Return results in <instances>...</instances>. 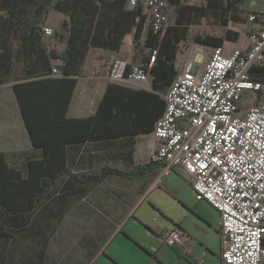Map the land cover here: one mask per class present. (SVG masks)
Here are the masks:
<instances>
[{"label": "trees", "instance_id": "obj_1", "mask_svg": "<svg viewBox=\"0 0 264 264\" xmlns=\"http://www.w3.org/2000/svg\"><path fill=\"white\" fill-rule=\"evenodd\" d=\"M168 2L172 8L171 21L164 31L154 32L148 26L144 11L127 8L124 0H0V83L17 80L12 87L31 143L43 150L41 159L28 161L27 175L20 167L9 164L5 153L0 152V242L15 238L18 230L13 229L12 220L36 212L61 175L95 183L109 174L132 178L161 164L150 160L131 170L106 165L99 174L81 179L67 167L65 147L73 142L128 136L138 130L152 131L164 109L161 95L176 76L178 44L188 32L194 42L209 47L236 41L240 32L228 26L239 25L249 12L241 7L246 0ZM50 9L69 18L61 50L51 48L41 32ZM203 18H211L226 27L224 34L216 36L205 30L189 29ZM128 34H132V39L126 58L127 70L137 60L147 65L151 50H157L150 67L152 92L108 83L94 114L68 117L79 66L89 50L92 49L93 74L107 78L114 60L99 49L118 50ZM52 66L61 75L50 76ZM258 69L252 78L264 83V69L257 74ZM139 92L145 98L137 96ZM144 114L150 115V125ZM1 246L4 245H0V264H6L9 261L4 258Z\"/></svg>", "mask_w": 264, "mask_h": 264}, {"label": "built area", "instance_id": "obj_2", "mask_svg": "<svg viewBox=\"0 0 264 264\" xmlns=\"http://www.w3.org/2000/svg\"><path fill=\"white\" fill-rule=\"evenodd\" d=\"M193 2V0H190ZM127 8H141L148 26L164 31L171 21L168 0H124ZM244 47H209L200 65L190 54L175 61L176 76L162 94L164 109L151 131L150 160L177 169L190 184L194 198L219 215L222 264H264V101L240 109L244 96L264 91L252 78L264 65V11H250ZM43 37L52 27H41ZM113 59L109 83L151 90L150 67ZM61 75L52 66L50 76ZM188 239L179 227L165 231L162 241L175 247ZM184 255L198 258L189 250Z\"/></svg>", "mask_w": 264, "mask_h": 264}, {"label": "crops", "instance_id": "obj_3", "mask_svg": "<svg viewBox=\"0 0 264 264\" xmlns=\"http://www.w3.org/2000/svg\"><path fill=\"white\" fill-rule=\"evenodd\" d=\"M245 3L241 7L249 12L264 11V2H253L254 8L245 6ZM51 12L56 15L52 23ZM67 18L66 14L50 9L44 25L56 26L58 19L67 20ZM240 24L243 25L244 30H239V38L236 41L224 42L225 47L246 45L247 32L251 25L245 18ZM50 47L57 49L55 43H51ZM99 50L111 59L123 58V44L118 50ZM128 50L129 44L125 51V60ZM90 63L91 58L89 66ZM258 68L260 69L257 70V74L264 69V65ZM16 81L8 80L0 83V152L5 153L9 164L20 167L24 175H27L28 161L41 159L43 150L31 143L12 87ZM108 83L106 77H98L94 74L77 76L67 116L76 118L94 114ZM130 88L134 91L143 89ZM136 95L145 98L140 92ZM260 101H264V91L256 96H244L239 106L241 111H245L250 104ZM143 112L145 113V110ZM143 117L150 125V115L144 114ZM140 131L118 138L69 143L65 147L67 167L72 175L82 179L89 174H99L106 165L120 170H131L137 164L147 163L150 161L151 131ZM172 172L183 177L179 170L166 169L163 164L132 178L109 174L104 180L95 183L83 182L69 175L59 176L55 186L50 189L36 212L12 220L13 229L18 231L13 240L10 238L0 242V245H4V258L13 263L34 264L44 261L45 256L54 252L56 261L93 264L97 257L104 254L111 240L123 232V250L130 252V255L135 254L139 258L146 259L147 262L161 259L164 263L170 264L169 256L166 255L170 247L174 251L173 264L201 263L210 252L207 248L205 226L197 232L186 231L188 239L175 247L167 246L162 241L165 231L173 227H182L168 217H165L164 222L159 221L158 219L161 218L155 214V208L152 206L154 191L159 188L162 179ZM214 212L217 217L214 234L221 251L217 227L219 215L216 210ZM199 220L201 224L208 223L201 218ZM19 236L26 240L21 243L17 240ZM187 250L198 259L193 260L189 256L190 259L184 258L187 256L184 255ZM220 264H222L221 258Z\"/></svg>", "mask_w": 264, "mask_h": 264}, {"label": "rangeland", "instance_id": "obj_4", "mask_svg": "<svg viewBox=\"0 0 264 264\" xmlns=\"http://www.w3.org/2000/svg\"><path fill=\"white\" fill-rule=\"evenodd\" d=\"M198 1L199 0H193V2ZM255 1L257 3L264 2V0H246L245 6L254 8L255 3L253 4V2ZM50 17L52 23V20L56 18L55 13L51 12ZM68 21L69 18H67V20L58 19L56 26L48 24L54 30V33L51 37H44L49 46L51 43H55L58 50L63 47L67 35ZM228 27L238 31L244 30L242 24L236 26L229 25ZM189 29L193 32H201L205 30L209 34L220 36L224 34L226 27L220 26L211 18H203L199 21L198 24L191 25ZM131 39L132 34L126 35L124 39L123 58H125V51ZM225 45L228 46V44ZM209 50L210 49L208 46H204L194 42L191 38L190 33L188 32L185 39L178 44L176 61L178 63V61L184 60V58L190 54L201 65L208 56ZM91 55L92 49L89 50L85 61L79 66V77L89 76L93 74V67L89 66ZM152 199L154 200V203L152 204V206L155 208L154 212L158 217L161 218L158 219L159 221L164 222L166 220L165 217H168L171 220H174V222L181 224L182 227L180 228L184 230L185 233H187L188 230L197 232V230L199 231L201 230V227L205 226V228L207 229L205 233L208 245L207 248L210 252H208L205 259L198 264H220V250L218 248V239L214 234V228L217 223L216 214L206 202L197 201L194 198L192 189L190 188L186 179H184L176 172H172L170 175L165 176L159 184V188L154 191ZM199 218H201L202 220H206L208 222L207 224H209L211 227L209 228L207 224H201ZM17 240L23 243L26 239H24L22 236H19ZM3 249L4 247L1 246V250ZM210 253H212V255ZM49 254L48 256H45L44 261L35 262L34 264H73L72 262L56 261L54 252L50 255ZM166 255L169 256L168 260L170 261L168 262H170V264H173L172 261L175 258L172 248L168 247ZM147 261L148 260L146 259L139 258L135 254L130 255V252H125L123 250V232H120L107 245L104 254L97 257L93 264H148L150 262V264H166L161 259H155L150 262ZM6 264L19 263L6 262Z\"/></svg>", "mask_w": 264, "mask_h": 264}]
</instances>
